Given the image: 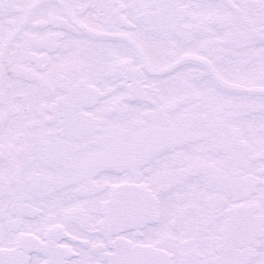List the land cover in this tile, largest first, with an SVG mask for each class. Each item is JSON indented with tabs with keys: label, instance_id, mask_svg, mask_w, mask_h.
Segmentation results:
<instances>
[{
	"label": "snow or ice",
	"instance_id": "obj_1",
	"mask_svg": "<svg viewBox=\"0 0 264 264\" xmlns=\"http://www.w3.org/2000/svg\"><path fill=\"white\" fill-rule=\"evenodd\" d=\"M0 264H264V0H0Z\"/></svg>",
	"mask_w": 264,
	"mask_h": 264
}]
</instances>
